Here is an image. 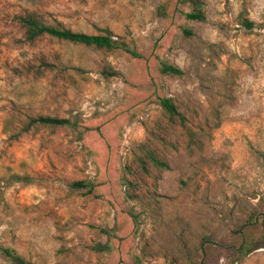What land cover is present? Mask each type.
<instances>
[{
	"label": "rangeland",
	"instance_id": "obj_1",
	"mask_svg": "<svg viewBox=\"0 0 264 264\" xmlns=\"http://www.w3.org/2000/svg\"><path fill=\"white\" fill-rule=\"evenodd\" d=\"M195 5L0 0L1 243L37 264H264V0ZM193 9L206 19H188ZM29 13L110 29L142 57L27 41ZM161 61L183 74L162 73ZM38 115L77 126L24 129Z\"/></svg>",
	"mask_w": 264,
	"mask_h": 264
},
{
	"label": "trees",
	"instance_id": "obj_2",
	"mask_svg": "<svg viewBox=\"0 0 264 264\" xmlns=\"http://www.w3.org/2000/svg\"><path fill=\"white\" fill-rule=\"evenodd\" d=\"M184 2H191L194 6L197 3V0H183ZM184 14L188 19H200L205 20V12L200 11L199 9H193L190 11H184ZM243 17V16H242ZM241 17V18H242ZM19 21L25 28V39L27 41H35L36 39L43 36H51L61 40L70 41L76 44H83L86 46L98 48V49H107V50H116L122 49L131 53L135 57H142V55L131 48L129 43L122 39L121 37L115 35L110 29H106L103 33H86L75 31L73 29L67 28L60 23L49 24L44 21V19L36 14L29 13L19 16ZM240 22L247 28L252 29L255 27L256 23L251 20L249 17H243L240 19ZM189 33V32H188ZM160 69L162 73L167 75H181L183 70L173 64H170L166 61H161ZM160 104L163 107L164 111L168 115V119L171 123H176L179 120L180 125H185V118L181 112H179L177 105L171 97H160ZM33 125H49V126H77L75 121H72L70 118L49 116V115H38L35 117H30L29 122L24 129L28 130ZM148 158L153 162L154 165L160 168H169L167 161L161 159L158 154L154 151L148 150ZM17 180H24L26 176L16 175ZM74 186L80 188H88V182L86 181H76L73 183ZM246 243L241 245V251L247 252L251 251L252 246H246ZM104 246L99 245L98 249L103 250ZM0 258L6 264H37L27 259L24 255L19 253L14 247L5 245L0 242Z\"/></svg>",
	"mask_w": 264,
	"mask_h": 264
}]
</instances>
